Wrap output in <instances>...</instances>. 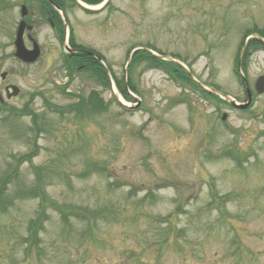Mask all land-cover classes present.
I'll return each mask as SVG.
<instances>
[{
  "label": "rangeland",
  "instance_id": "rangeland-1",
  "mask_svg": "<svg viewBox=\"0 0 264 264\" xmlns=\"http://www.w3.org/2000/svg\"><path fill=\"white\" fill-rule=\"evenodd\" d=\"M66 4L75 44L116 78L132 47H150L245 102L235 57L245 32L264 33V0H110L92 15ZM22 5L41 49L32 65L13 56ZM36 13L33 1L0 0V186L17 169L0 210V264H264V94L239 111L143 63L125 111L115 89L87 73L69 79L66 52ZM243 75L253 91L264 50ZM91 90L106 101L101 114L68 111ZM34 169L44 201L23 192L37 187Z\"/></svg>",
  "mask_w": 264,
  "mask_h": 264
},
{
  "label": "trees",
  "instance_id": "trees-1",
  "mask_svg": "<svg viewBox=\"0 0 264 264\" xmlns=\"http://www.w3.org/2000/svg\"><path fill=\"white\" fill-rule=\"evenodd\" d=\"M56 4H58L59 7V0H53ZM82 2L88 4V5H98L104 0H81ZM59 29L61 30L62 27L59 24ZM264 37L263 33L261 35ZM71 47H75L73 42V37L71 36L70 39ZM258 47H261V45L256 40H250L248 42V46L246 48V52L244 54V62L247 61L249 53L251 50H255ZM66 67L68 69L69 74L73 73L74 69L78 65H82L84 71L88 72L89 77L100 87L103 88L104 91H107L110 89V82L109 78L107 76L106 70L103 68V66L98 62V60H95L94 58L88 57V56H74L72 58H66ZM146 64L147 66L153 67V68H161L164 71H166L169 75L177 77L178 80H180L183 83H186L188 86H191L195 89H197L196 86L193 85V83L190 81L188 76L184 73V71L179 68L178 66L174 65L173 63L169 62H163L160 59L150 55L149 53L145 51H136L131 59L130 65L128 66V72H127V80L125 81L124 78H116L115 76H111L112 80L114 82V85L119 92V94L126 100V101H132L130 96L128 95V91L131 93H137V90L135 86L132 83L131 79V73L132 70L135 68V66L140 64ZM245 67V63L243 65ZM207 94H204V96ZM210 95V94H208ZM211 98L215 99L217 102L222 103L218 98L210 95ZM70 112H73V114H76L77 116H83L86 114H90L91 111L88 108V106L85 103V100L83 98H80L78 102L74 103L73 105L69 106ZM10 112L13 111V109L9 110ZM21 113L24 112V110L20 111ZM33 124L35 121V118L33 117ZM37 128V127H36ZM35 151L33 153H30L26 157H24L22 160L25 159L28 163L31 162V157L35 155ZM21 160V161H22ZM20 161V163H22ZM34 172L37 177V187L33 190L24 191L25 194L28 197L37 198L40 196L41 200L44 201V195L41 192L40 186H41V178H39V172L37 169H34ZM17 175V169L9 176L4 183L0 186V210L5 211L7 205L9 203L6 202L7 196H6V184L9 182L12 178H15ZM22 192V193H23ZM39 192V193H38ZM38 194V195H37ZM41 224V220L38 218L36 221L32 222L29 231H30V237L35 239L36 237V229ZM34 241V240H33Z\"/></svg>",
  "mask_w": 264,
  "mask_h": 264
},
{
  "label": "water",
  "instance_id": "water-1",
  "mask_svg": "<svg viewBox=\"0 0 264 264\" xmlns=\"http://www.w3.org/2000/svg\"><path fill=\"white\" fill-rule=\"evenodd\" d=\"M105 6V4L102 6V8ZM102 8H100L99 10H101ZM98 11V10H97ZM21 14L22 16L26 15V9L25 7L21 8ZM24 23L21 22L19 24V27L17 29V33H16V37H15V41H14V47H15V54L14 56L19 59L20 61H22L23 63L26 64H31L34 63L36 61V59L39 57L40 51L39 48L37 46V44L32 41L33 43V49L31 51L25 49L24 45H23V41H22V34L24 31ZM28 31L31 30L30 27L27 28ZM262 42V41H261ZM264 44V42H262ZM168 61H171V59H167ZM2 78H4V74L1 76ZM13 93V96H16L18 94V89L16 87H11ZM254 89L258 94H261L264 92V77H260L257 79V81L254 83ZM213 94L220 96L218 93L212 91ZM246 94H247V102L245 105H236L235 102L230 99L229 97L223 96L222 99L227 102L228 104H230L231 106H235L238 109H246L250 103H251V93L248 89H246ZM87 103L90 106V108L92 109V111L99 113L101 111H103L104 109V100L102 98L99 97L98 93L96 91H91L88 98H87ZM225 116H223V120H224Z\"/></svg>",
  "mask_w": 264,
  "mask_h": 264
},
{
  "label": "flooded vegetation",
  "instance_id": "flooded-vegetation-1",
  "mask_svg": "<svg viewBox=\"0 0 264 264\" xmlns=\"http://www.w3.org/2000/svg\"><path fill=\"white\" fill-rule=\"evenodd\" d=\"M68 2H69V0H68ZM72 2H74L73 0H72ZM67 3V2H66ZM53 5H55V3H53L51 0L50 1H46V3H45V5H44V8H45V14H44V17H43V19H44V21L46 22V23H48L49 25H55V24H60V19H59V17L56 15V12L54 11V6ZM58 5V4H57ZM59 5L60 6H62V7H64L63 5H64V3L63 2H60L59 3ZM36 17H40L39 16V14L38 13H36ZM76 50H79V49H76ZM81 66H79V67H77V71H81ZM7 88V87H6ZM5 88V89H6Z\"/></svg>",
  "mask_w": 264,
  "mask_h": 264
},
{
  "label": "bare ground",
  "instance_id": "bare-ground-1",
  "mask_svg": "<svg viewBox=\"0 0 264 264\" xmlns=\"http://www.w3.org/2000/svg\"><path fill=\"white\" fill-rule=\"evenodd\" d=\"M97 8H99V7H97ZM97 8H94V9H97Z\"/></svg>",
  "mask_w": 264,
  "mask_h": 264
}]
</instances>
